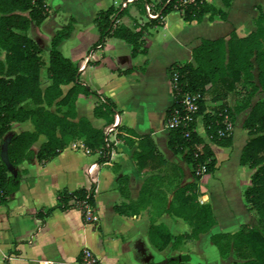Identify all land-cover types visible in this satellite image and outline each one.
Instances as JSON below:
<instances>
[{
  "label": "crops",
  "instance_id": "0c3cea01",
  "mask_svg": "<svg viewBox=\"0 0 264 264\" xmlns=\"http://www.w3.org/2000/svg\"><path fill=\"white\" fill-rule=\"evenodd\" d=\"M121 1L46 0L49 15L39 26L31 24L27 31L42 51L46 40L41 31L50 39L62 26L54 21L56 14L66 13L68 19H74L70 36L58 48L68 40H76L78 34L83 38L84 48L73 51L68 58L78 66L79 83L97 92L100 98L78 93L67 104L62 103L60 100L73 85L67 83L59 85L61 95L51 105L40 106L63 117L72 104L71 115L65 118L75 123L83 118L91 127L102 129L112 148L108 160L101 162V146L89 148L82 137H75L44 163L33 160L23 161L16 168L11 166V173L26 169L27 174L7 202L0 205V264H79L84 249L92 253L97 264H157L179 255H187L188 260L177 264H229L232 251L227 258L220 256L212 237L232 235L252 219L243 192L250 184L253 169L239 163L248 138L242 123L250 107L264 97V91L235 115L230 146L206 142L215 155V169L198 180L192 176L191 165L168 149L164 113L171 102L169 66L190 61L192 49L202 39H226L232 32L244 37L255 31V19L264 10V0H231L227 7L222 0H205L222 10L225 17L206 13L199 22H185L179 11L172 10L160 25L147 29V53L134 58L130 56V45L121 39L107 38L102 46L92 47L98 38L93 24L95 13L110 5L118 7ZM126 9L120 22L132 30L149 20L135 2L127 4ZM84 28H90L91 34L87 35ZM42 61L40 73L43 69L45 82L40 74V88L44 90L51 81L46 76L48 59ZM128 69L130 72L122 73ZM102 97L116 105L113 123L108 125L103 117L94 114ZM23 105L36 106L29 100ZM34 130L31 117L10 124L12 133ZM145 135L157 149L155 156H147L150 145L140 138ZM46 140L47 136L39 132L32 150L36 152ZM138 155H143L139 163ZM232 155L238 163L234 173ZM207 176L209 181H205ZM237 185L240 187L234 191ZM79 188L92 189L93 222H86L77 207L62 209L58 205L60 191ZM203 205L209 206L214 224L191 238L190 219ZM118 206L123 212L116 210Z\"/></svg>",
  "mask_w": 264,
  "mask_h": 264
},
{
  "label": "trees",
  "instance_id": "16d2710c",
  "mask_svg": "<svg viewBox=\"0 0 264 264\" xmlns=\"http://www.w3.org/2000/svg\"><path fill=\"white\" fill-rule=\"evenodd\" d=\"M150 2L149 0H144ZM144 1H136L137 8L144 12ZM231 0H222L224 6H229ZM181 3V4H180ZM159 14L149 19L137 30H132L120 19L127 14V9H119L113 5L98 10L93 18L97 27L98 38L92 47L102 46L107 38H117L130 45V56L147 53L144 33L149 27L160 25L162 18L170 11H179L185 22H199L206 13H217L225 17L222 10L205 0H158L154 3ZM49 15L46 0H0V48L4 49V62L0 61V144L6 142L8 161L16 168L23 161L39 163L58 155L67 142L75 137H82L84 145L89 148L101 146L98 160L107 161L112 143L106 140L102 129H95L87 120L81 118L76 123L65 117L71 115L72 104L69 103L64 116H58L46 110L40 104L47 106L61 95L60 84L72 83L60 102L67 104L78 93L92 94L100 98L99 94L89 87L79 83L78 66L62 55L60 43L70 36L74 19L70 17L60 28L56 29L49 39L48 63L46 76L50 84L40 88V69L43 61L38 44L27 31L31 24L39 26ZM256 29L244 37L230 33L228 38L202 39L191 51V60L183 63L174 62L168 68L170 81L171 102L164 113L167 125L168 149L183 161L191 165L192 176L198 180L203 174L212 173L215 169L216 158L211 147L196 132L197 118H201V126L209 141L219 146H230L232 133L226 129L224 118L234 122L235 115L250 106V100L260 90L264 91V10L255 19ZM257 68V81L252 74L253 61ZM144 71L145 66L140 68ZM131 69L122 71L128 73ZM240 84H245L247 92L244 102L233 108L226 106L223 101L215 111H207L204 96L215 93L218 99H224V92L238 91ZM187 94L198 95L196 111H188L183 103ZM29 100L34 108H27L23 102ZM115 103L102 97L101 102L94 107V114L105 119V124L113 123ZM174 113L177 123L170 125ZM31 117L35 124L34 131L12 133L10 124ZM242 127L248 138L239 156V163L253 169L250 184L243 192L246 208L252 211V222L242 225L234 233L233 239L226 242L224 249L217 239L230 238L231 235L220 234L212 240L217 246L219 255L225 257L231 251L242 261L236 264H264V97L257 100L243 120ZM130 135H135L130 129H124ZM39 132L47 136L38 150L31 148ZM222 132V135H220ZM140 137V136H139ZM149 143L147 156H155L156 147L152 145L148 135L140 137ZM143 157L136 156L138 163ZM203 166L204 171L197 169ZM26 169L11 173L7 165L0 158V205L5 204L9 196L18 189L19 182ZM86 203L94 205L91 188H79L73 191L63 189L58 193V205L62 209L77 207ZM116 207L118 212H123ZM81 210V209H80ZM82 212V210H81ZM83 218V212H82ZM192 232L189 237H197L199 232L208 230L214 224L208 205L199 206L192 216ZM246 244L249 251H242ZM230 246V247H229ZM188 260L187 255L167 258L157 264L173 262L177 264ZM234 264V263H233Z\"/></svg>",
  "mask_w": 264,
  "mask_h": 264
},
{
  "label": "rangeland",
  "instance_id": "374dc122",
  "mask_svg": "<svg viewBox=\"0 0 264 264\" xmlns=\"http://www.w3.org/2000/svg\"><path fill=\"white\" fill-rule=\"evenodd\" d=\"M67 20H68V14L59 12V13L56 14V18H55L54 21L56 23H59V24L63 25L64 23H66ZM91 27H93V25ZM80 31L81 30H79V32ZM83 31L87 35L91 34L90 33V28H84ZM41 32H42V34L45 37V40H46L45 42L46 43H45L44 46L41 45L42 51H41L40 54H41L44 62H47V59H48L47 52H48V48H49V45H48L49 37H48L46 32H44V31H41ZM82 39L83 38H81V37L79 38V34H78L76 36V40L75 39L68 40L66 42V44L64 46H62L61 49H60V52L62 53V55L65 56V57H68V56H70L69 54H71L73 51H80L81 49H83L85 44H86V42L85 43H84V41L82 42ZM75 41H77V42H75ZM4 56H5V51H4V49L0 48V61L4 62ZM252 61H253V65H254L253 70H252V74L254 76V81L256 82L257 81V68H256V65H255V62H254V56L252 57ZM40 74H41V81H42V83H44L45 82V73H44L43 69H42ZM238 87H239L238 91L241 90V92H237V90H236V91H233L231 93L224 92L225 94H223V97H224L223 101L226 103V106L229 107V108L230 107L231 108L236 107L238 105H241L244 102L245 94L247 92V87L248 86H246L245 84H240V86H238ZM262 92L263 91H259V92L255 93L252 98L258 96ZM252 98L250 100L251 102H252ZM204 99H205V106H206V110L207 111H215L216 109L219 108V106L222 103V102L218 101V100H220V98L218 99V96L215 93H212V92L211 93H207L204 96ZM215 102H217V103L214 104ZM224 122H225L226 129H228L232 133V126L233 125H232V123H230L229 118L225 117L224 118ZM239 129H240L239 127L236 128V131L239 132ZM195 130L197 131V133L200 136H202V138L204 139L205 142H210L208 137L206 136L202 126H201V118L200 117L197 118V123H196ZM220 135H222V132H220ZM239 140L240 139L238 138V135H237L236 136V140H235V148H236V150H238V148H239ZM233 155H234V153H233ZM233 155L230 158V162L233 164V166H231L232 173H234V166L236 164H238L236 159H235V157ZM205 181H209V176H207L205 178ZM239 187H240L239 185L235 186V188H233L234 191H237ZM250 222H252V219L250 220ZM250 222H248L247 224H244V225L247 226V225L250 224ZM233 236H234V234H232L230 236V238H228L229 240H227L226 238H221L220 240L217 239V242L219 243V245H221L225 249L226 248V242L227 241H231L233 239ZM241 247H242L241 248L242 251H249V248H248V246L246 244H243ZM213 255L216 256L215 253ZM227 257L228 256H225L224 258H227ZM229 257H230L229 258V264H233V263L236 264V263H240L242 261V259L237 257L233 252L231 253V255L229 253Z\"/></svg>",
  "mask_w": 264,
  "mask_h": 264
},
{
  "label": "built area",
  "instance_id": "2783aa9c",
  "mask_svg": "<svg viewBox=\"0 0 264 264\" xmlns=\"http://www.w3.org/2000/svg\"><path fill=\"white\" fill-rule=\"evenodd\" d=\"M136 1L138 0H123L120 2L118 7L119 9L126 8L127 4L131 2H136ZM140 1H144V0H140ZM185 1L186 0H183V2ZM187 1H190V0H187ZM143 7H144L145 15L147 16V18L152 19L158 16L159 12L155 8L154 4L144 1ZM197 99H198V95H195V94H192V95L187 94L184 96L183 103L185 104V107L188 111L194 112L197 110L198 108ZM176 123H177V114L174 113L172 117V121L170 122V125H174ZM203 171H204L203 166H200L197 169L198 173H202ZM80 209L83 212V219L86 222H93L94 218L91 212V207L86 203H81ZM79 264H97V261H96V258L92 255V253L89 250L84 249L81 252V260L79 261Z\"/></svg>",
  "mask_w": 264,
  "mask_h": 264
},
{
  "label": "water",
  "instance_id": "95a60500",
  "mask_svg": "<svg viewBox=\"0 0 264 264\" xmlns=\"http://www.w3.org/2000/svg\"><path fill=\"white\" fill-rule=\"evenodd\" d=\"M7 140H8V138H6L5 142L1 145L0 158L7 165L8 169H11V165L8 161V157H7V153H6V142H7Z\"/></svg>",
  "mask_w": 264,
  "mask_h": 264
}]
</instances>
